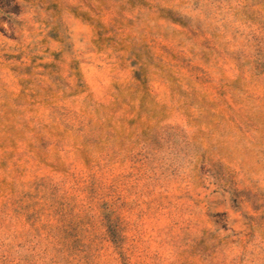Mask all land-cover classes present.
Segmentation results:
<instances>
[{
	"label": "rangeland",
	"instance_id": "1",
	"mask_svg": "<svg viewBox=\"0 0 264 264\" xmlns=\"http://www.w3.org/2000/svg\"><path fill=\"white\" fill-rule=\"evenodd\" d=\"M0 264H264V0H0Z\"/></svg>",
	"mask_w": 264,
	"mask_h": 264
}]
</instances>
